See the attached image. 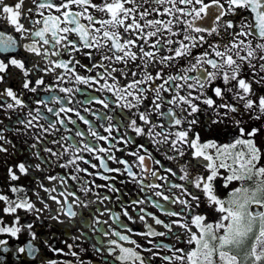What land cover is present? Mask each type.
I'll use <instances>...</instances> for the list:
<instances>
[{
	"label": "snow or ice",
	"instance_id": "obj_1",
	"mask_svg": "<svg viewBox=\"0 0 264 264\" xmlns=\"http://www.w3.org/2000/svg\"><path fill=\"white\" fill-rule=\"evenodd\" d=\"M126 3H128V0H112V2H106L105 0L103 3H93V0H62V2L44 0V3L36 9L40 11L46 6L52 9H66L62 13L63 26L61 25V16L50 12L43 18L42 22L44 26L35 32V35L41 37L44 43L49 45L51 50L57 51L61 55L67 52L74 56L76 49L84 46L99 51L100 48L108 43V38L111 37V46L108 48V51L114 53V55L110 57L102 56L100 61H96L95 52L87 53L91 57V63L90 65H84V67L88 69L90 74L81 75L77 73L74 79L77 83L83 82L89 88H96L99 85L100 91L114 93V98L105 96L101 99L95 94L91 97L85 96L86 102L90 103L93 99L99 100L101 104L105 105L114 102L120 105L121 109L134 110L123 120V131L119 125H114L110 122L113 119L112 116L105 115L103 118L109 121L106 124L108 134L103 135L92 121L88 120L85 115L79 113L78 108L68 109L70 111H76L79 119L89 124L88 131L90 137L87 141L81 139L78 142L73 141L66 146L70 152V159L65 160V166L72 165L77 172H88L89 170L87 168L81 169L79 164L75 163L76 161L87 159V162L92 164V159L86 158L83 155V152L87 151L99 157V166L105 172L124 173L126 180L130 179L133 183L138 182L143 188L147 189L152 187L153 184H146L143 176L148 172L151 173L152 177L159 175L156 170L150 167L149 161L160 164L161 168L166 166L161 164L160 160L156 159L155 153L149 151L144 143H137L135 149L129 148L128 146L136 143V137H147L150 143L156 146L157 151H159L162 143L170 144L174 156H168L167 151L164 152V155L169 160H173L184 157L186 149L183 145L187 144L189 148L195 149L190 153L191 157L197 158L192 163H203L208 171L203 174L197 173L193 177L186 170L188 165H181L180 169L183 175L180 179L186 183H179L174 186L182 189L187 196L192 197V200L196 201L197 207L201 203L200 196L203 195L205 197L204 202L211 205L212 208L218 209L222 213V218L215 222H208L206 219L207 209L205 210V214L194 213L191 200H180L179 196L172 197L165 195L164 192H157L156 195L163 196L165 201L170 203H175L177 200H180L183 205H186V208L182 212H176L171 208H166L164 205H161L155 199L151 200L153 204H156L157 207L162 208L176 217L184 215L185 221L190 219V223L200 230V234L198 235L196 231L190 230L189 223L180 219L165 224L164 220L156 217V223L163 224L169 229L175 223L178 226L182 225L184 229L190 230L189 243L194 242L195 246L187 250L185 255L178 257L181 262L187 260L189 264H241L240 257L233 254L232 250L244 249L248 241L254 238L251 247L242 253L243 264H249V258H251V264H260V262L264 261V210H260L259 208V206L264 205V164L258 162L264 156H262L261 149L257 146L254 137L256 134L264 132V128L254 126L249 131L243 126L242 121L236 120L237 134L230 138L229 142L220 143L215 139H208L201 142L200 134L193 132L190 135V130H192L193 124L199 120V113L206 111L204 105L217 108L222 106L225 109H231L233 112H240L243 115V110L239 105H233L230 102H224L222 105H218L213 96L205 91V85H211L217 79H222L224 84L223 86L220 84L214 86L213 91L216 97H221L224 100L227 92H234L237 98L248 96L249 94L255 95L258 97V100L247 98L243 108L253 111H256L258 108L259 118L264 120V93L255 92L252 84L240 75L243 70L242 61L244 60L249 61V66L253 68V71L264 70V64L260 65L259 70L251 64V58L254 56V50L251 47L252 42L240 41L239 34L235 28L230 29L228 27L234 23L233 19L223 20L225 26L223 29H221L218 23L225 16L226 11L230 10L233 14H236L239 7L250 9L252 13H255V20L257 22L255 27L258 30V35L264 40V0H227V5L223 4L222 0H209L208 3H205L204 0H198L200 6L191 9L189 13L191 16L190 19L184 15L189 12V9L186 7H179L177 9L172 0H168L167 4H165V0H143L142 3L136 4V7L141 9L139 13L140 17H146L148 15V12L143 10L144 4H148L151 7L152 3L157 5L156 8L152 9L153 12L167 13L172 17L170 20L166 18L146 19L144 23H140L136 18V7H127L125 6ZM180 3L187 5L191 3V0H180ZM88 5H91L94 9H100L108 13L107 17L101 18L99 21L104 26L102 33L101 29L95 27L97 17L87 11ZM160 5L164 6L160 7ZM73 6H81L82 10L76 11ZM177 12L179 13V19L176 16ZM0 15H5L11 24L23 31L24 25L19 19L22 15L20 4H16L14 7L8 4L3 5V13H0ZM85 15L87 16V23H83L81 20ZM205 18L212 21L210 26L204 23ZM240 23V33L249 35L252 25L248 23V18L242 17ZM121 25L125 29L124 33L118 30ZM245 28L248 31H245ZM93 29L95 30L93 31ZM49 31L52 34L51 39L45 35ZM70 31L78 33V39H74L68 35H61V33H69ZM173 33L177 34L178 38L173 39ZM194 33H207L208 35H197ZM251 34L255 35V33ZM2 35L6 34L0 33V36ZM157 36L161 38L155 39ZM215 36L226 37L227 43L223 40L213 39ZM136 37H139V39ZM12 39L9 36L7 41L0 40V47L7 49L11 46ZM61 41H66L67 44L57 49V44ZM240 43L245 44L248 52L247 56L241 57V62H237L233 54H231V50L236 48V55L239 56V48L236 46ZM67 45H72L73 47H68ZM133 46L135 50H133ZM24 47L33 52L41 51L36 41L25 44ZM194 48L201 49L195 56L193 55ZM257 48L264 49V43L257 45ZM220 49L224 50L221 51ZM163 50H166L167 54ZM43 51L48 53L49 48H45ZM212 52L215 53L216 58L211 55ZM193 59H195V63H192ZM261 59H264V57H261ZM104 60H114L122 63L123 66L112 68L110 65H105ZM205 60L206 64L211 66V70L205 67ZM130 61L135 63H130ZM180 61H187V63L181 64ZM77 62L75 59L71 62L65 59L51 61V63L58 64L65 69L69 67L70 63L75 64ZM11 64L24 68L26 74L29 71L23 60L13 57ZM7 66L5 60L0 59V69H4ZM176 69H179V71H176ZM93 70H95V75L91 74ZM192 70H195L196 75H189V72ZM73 71H75L74 68ZM64 75L65 73H61L56 79L60 80ZM100 77H105V79L101 81ZM0 79H3V77H0ZM261 79L264 80V77H261ZM189 80L192 82L187 83ZM231 80H236L237 84L229 86ZM178 81H183V83H178ZM42 83L43 78L35 80V84L37 85ZM23 86L27 88L29 84L25 82ZM47 87L52 88L54 85L48 84ZM234 88H238L240 91H234ZM193 89L196 91H192ZM78 90L82 94L88 91V89ZM165 90L173 93L170 98V103L175 105L179 111L170 108V120L161 129V132H155L154 129L157 128L158 122L152 120L149 109L153 108L154 105V110H160L161 103L167 99L163 96ZM63 91L70 93L72 89L64 88ZM6 93L16 100L17 104L21 106L26 104V101L20 98L17 92L13 91L12 87L7 88ZM52 99L63 101L64 98L56 95ZM67 99L71 100L72 96H68ZM148 99L153 101L152 105L144 103ZM36 103L43 104L44 101L39 100ZM185 105L187 106L188 113L191 114V118L185 114ZM254 105L257 108H254ZM141 106H143V109ZM66 108L67 106L63 104L59 111L49 107L48 113H54L59 117L60 113L65 112ZM48 113L43 112L40 108L30 110L26 114L23 122H29V117L35 120H47L50 122L51 128L54 129L56 121H53ZM94 114L98 117L101 116L100 113ZM160 115H164V113L161 112ZM224 115L227 116V112ZM67 120L76 123L71 116L67 117ZM59 123L64 125L65 129L67 128V124L63 118L60 119ZM172 126L180 127L173 130ZM37 127L43 128V125L38 124ZM44 130L48 131L50 129ZM129 130H131V134ZM165 130L168 132L167 136L163 135ZM78 134L85 136L83 131H80ZM153 136H158L159 139H152ZM39 138L37 137V139ZM101 139L108 141L107 147L99 144ZM213 148L215 152L209 151V149ZM117 150L130 153L136 157V161L131 162L123 156H117L115 154ZM48 151H51V149H48ZM102 153H106L107 155ZM108 158L117 163H122L123 167H110L106 162ZM134 163L141 168L140 173L134 171ZM92 166L94 168L97 167L96 164H92ZM18 167L20 172L28 171L23 162L19 163ZM225 168L228 169V173L224 175V185H229L234 180L240 182L239 187H231V193L226 199L222 198L214 187L215 181L222 175L218 169ZM167 171L171 173L172 168L168 167ZM9 172L13 177L16 176V172L12 171L11 168ZM105 172L96 171L90 173V175L100 176L105 181H109L110 183L103 185V187L118 192L122 196L123 190L117 188L115 183H111L115 177L106 175ZM71 178L73 180H80V177L76 174H71ZM163 179L167 181L169 177L164 175ZM246 180H252L253 183L246 184ZM92 183H95V180ZM81 187L85 193L89 191L88 188L83 186V183H81ZM96 187L99 188L101 185L96 184ZM190 187L192 190H190ZM11 191L17 192L19 189L12 187ZM64 191L67 195V189H64ZM72 195H75V192ZM121 196H118L117 199H120ZM97 198L110 199L111 197L110 195L101 193L98 194ZM3 199L8 202V206L4 209L6 212L15 213L17 208L31 210L34 207L27 198L21 199L17 197L18 203L12 201L8 195H4ZM53 199H56V197H53ZM143 199H147V197L141 198L129 195V199L124 203L135 207ZM253 205L258 206L256 210H253ZM122 209V213L114 212L113 218L120 220V224L127 232L114 231L116 236L122 240L132 241V236L128 232H132L133 229L129 225L128 220L134 222L135 217L128 212L126 207H123V204ZM104 210L107 211L108 209L105 208ZM136 210L138 214H143L142 219L153 215L146 208H137ZM67 211L71 216L76 215L72 211L71 204L68 206ZM121 215L127 216V220L121 219ZM16 219L19 220V216ZM96 222L99 227V217L96 218ZM145 229L146 232H142L145 236L154 237L158 235L152 223L146 220ZM218 229H222L223 231H217ZM18 231L19 229L14 227H0V232H7L12 235H16ZM93 231H96V229H93ZM108 234V232H104V235ZM32 235L35 236L36 234L32 233ZM177 238L179 239V237ZM3 243L4 241H0V244ZM106 243L110 245L107 249L110 253L115 251L111 246L119 244L118 258L120 261H131L133 264L136 261H139V264H152L150 257L143 256L133 247H125L118 240L112 239ZM150 243L153 247L162 249L173 248V245L164 244L163 242L150 241ZM28 248L29 254L31 255L34 248L31 242H29ZM54 250L57 252L62 251L60 248ZM20 251L23 252L24 248L21 247ZM153 255L159 256L160 253H153ZM173 258L174 254L165 255L163 260L168 261ZM51 264H55V262H51Z\"/></svg>",
	"mask_w": 264,
	"mask_h": 264
},
{
	"label": "flooded vegetation",
	"instance_id": "obj_2",
	"mask_svg": "<svg viewBox=\"0 0 264 264\" xmlns=\"http://www.w3.org/2000/svg\"><path fill=\"white\" fill-rule=\"evenodd\" d=\"M56 2H62V0H56ZM103 3L105 0H93V3ZM106 2H112V0H106ZM143 0H128L125 6L136 7V4L142 3ZM176 8L186 7L189 9L188 13H185V17L190 19V11L192 8L199 7L198 0H191V3L183 5L180 0H172ZM208 3L209 0H204ZM44 3V0H0V13H3V5L8 4L14 7L16 4H20L22 8V15L19 18L21 23L24 25L23 31L17 29V27L7 19L5 15H0V33L6 35L0 36V40L7 41L9 36L13 39L11 41V46L7 49L0 47V59H4L8 65L4 69H0V227H14L19 229L16 235H12L7 232H0V241H4L0 244V264H133L131 261H120L119 255V244L112 245L115 249L114 252H108L107 249L110 246L106 243L109 240L115 239L119 243L123 244L125 247H133L139 251L143 256L150 257L152 264H189L187 260L181 262L179 256L185 255L187 250L194 247L195 244L189 243L190 241V230L196 231L200 234V230L196 228L195 225L190 223V219L185 221V216L181 215L176 217L171 215V213L157 207L156 204L151 202L152 199L158 201L161 205L166 208H171L176 212H182L186 205H183L180 200L189 199L192 201L194 213L205 214L207 209L206 219L208 222H215L222 218V213L218 209H214L211 205L206 204L205 197L200 196L201 203L197 207L196 201L192 200V197L187 196L182 189L175 187L174 185L179 183H186L181 180L180 177L183 172L180 169L181 165H188V170L190 174L195 177L197 173L203 174L207 172L205 165L203 163L193 164L197 158L191 157V151L195 149L189 148L187 144L183 147L186 149L185 155L182 159L176 158L169 160L164 152L167 151L168 156H174L171 151L170 144H161L159 151L156 150V146L151 144L147 137H136V143L130 144L128 147L135 149L137 143H144L149 151L155 153L156 159L161 161V164L166 167L161 168L160 164H156L154 161H149V165L153 170H156L159 175L157 177H152L151 173L148 172L143 176L146 184H153L150 188H143L138 182L133 183L132 180L127 179L124 173L115 172H105V170L100 167L99 157L95 154L89 153L87 151L83 152L86 158L92 159V164H96L97 167L94 168L92 164L85 160H79L75 163L79 164L80 168H87L89 171H79L77 172L75 167L72 165L65 166V160L70 159V152L67 150L66 146L73 141H80L84 139L87 141L90 137L88 131L89 124L84 120L79 119V115L76 111H70L68 109L78 108L79 113L87 117L88 120L92 121L94 125L98 127V130L103 134L107 135L106 124L109 122L103 117L112 116L113 119L110 121L114 125H119L123 131V120L125 117L134 110L121 109L120 105L111 102L101 104L99 100H91V102H86L85 96L91 97L93 94L103 99L105 96L114 98V93L108 91H100L99 85L96 88H89L83 82L77 83L74 79L75 75H88L90 74L88 69L84 65H90L91 57L87 55L89 52H95V60L100 61L102 56H113L114 53L109 52L108 48L111 46V37L108 38V43L105 44L99 51L94 48H89L84 46L82 48L76 49L74 56L67 52L62 55L57 51L51 50L49 45L45 44L41 37H37L35 32L42 28L43 18L46 17L50 12L52 14L61 16V25L63 26L62 13L66 9H52L50 7H44L40 11L36 9ZM168 0H165V4ZM222 3L227 5V0H222ZM164 5H160L163 7ZM74 10L81 11V6H73ZM155 3L144 4L143 10L148 12L146 17H140V8L136 7V18L140 23H144L146 19L156 18H166L168 20L172 19L167 13L153 12L152 9L156 8ZM87 11L91 12L97 17L95 27L101 29V33L104 26L100 24V19L108 16L106 11L100 9H94L91 5L87 6ZM177 19H179V13H176ZM247 17L248 23L252 25L249 35H243L240 33L241 28V18ZM131 18V17H130ZM233 19L234 23L228 26L230 29L235 28L236 32L239 34L240 41H251V47L254 50V56L251 58V64L255 66L257 70L260 69V65L264 64V49L257 48V45L264 43L258 35V30L255 27L257 23L255 20V13H252L250 9L244 7H239L237 13L233 14L230 10L225 12V16L222 20L218 22L221 29L225 26L223 20ZM83 23H87V16L81 18ZM204 23L206 25H211L212 21L205 18ZM95 29H93L94 31ZM121 33H124L125 29L123 25L119 26L118 29ZM166 31V30H165ZM245 31H248L245 28ZM251 33H255L252 35ZM197 34V33H194ZM45 35L51 39V32H46ZM61 35H68L74 39H78L79 34L75 32L61 33ZM197 35H205L207 33H198ZM103 39V37H101ZM139 39V37H136ZM160 36L155 37V39H160ZM177 34L173 33V39H176ZM215 40H223L227 43V38L224 36H215ZM36 41L40 48V52H33L28 48H25V44L32 43ZM66 41H61L57 44V49H60L62 45H66ZM68 47H73L72 45H67ZM206 47V46H202ZM236 47L239 48V56L236 55V48L231 50L234 59L237 62H241V57L247 56L248 48L245 44L240 43ZM49 48V52L45 53L43 49ZM133 50L135 47L133 46ZM200 48L193 49V55L200 51ZM223 51L224 49H220ZM167 54L166 50H163ZM211 55L215 57V53L212 52ZM20 59L25 62L26 68L29 69L27 74L25 69L21 68L19 65H12V58ZM60 59H65L68 61L77 60L75 64L70 63L67 69L63 68L58 64L51 63V61H56ZM243 70L240 75L247 79L251 84L252 88L257 93H264V70L253 71V68L249 66V61L244 60ZM105 65H110L112 68L122 67V63L116 61L104 60ZM130 63H135L130 61ZM181 64L187 63V61H180ZM195 63V59L192 60ZM205 67L211 70V66L206 64ZM73 68L75 71H73ZM47 69V71H45ZM179 71V69H176ZM61 73L65 75L57 80L56 77L60 76ZM95 75V70L91 72ZM189 75H196L195 70L189 72ZM43 78V83L40 85L35 84V80ZM101 81L105 77H100ZM27 82L29 86L25 88L23 85ZM192 81H187L191 83ZM95 83V82H93ZM111 83V81H109ZM178 83H183V81H178ZM52 84L54 87L48 88L47 85ZM216 84L223 86L224 82L222 79H217L211 85H205V91L212 95L216 100L218 105H222L224 102H230L233 105H239L243 110V115L240 112H233L231 109H225L224 107H210L204 105L206 111L199 113V120L193 124L192 130H190V135L193 132H198L201 137V142L208 139H215L218 143L229 142L230 138L237 134L236 120H240L243 126L251 130L254 126H259L264 128V120L259 118L258 108L256 111L244 109L243 105L246 103L247 98H253L258 100V97L252 94L248 96H241L237 98L234 92H227L224 100L221 97H216L213 88ZM237 84L236 80H231L229 86H234ZM12 87L14 92H17L20 98L26 101V104L21 106L16 103L12 97L8 96L6 93L7 88ZM64 88H71L70 93L63 91ZM78 89H88L84 94ZM192 91H196L193 89ZM234 91H240L238 88H234ZM173 93L165 90L163 96L167 99L161 103L159 111L153 108L149 109L150 116L154 122L157 123V128L154 129L155 132H161V129L170 120L169 109L172 108L175 111L179 109L170 103V98ZM183 94V92H181ZM59 95L64 98L63 101L54 100L52 97ZM72 96L71 100L67 97ZM43 100V104H37L36 101ZM145 104H153L151 99L145 100ZM159 103V101H157ZM202 103V101H200ZM66 105L67 108L65 112L60 113L57 117L54 113H48V108L52 107L59 111L60 107ZM143 109V106H141ZM37 108L42 109L43 112L48 113L53 121H56L55 128L52 129L50 122L47 120H35L31 117L28 118L29 122H23L26 114L30 110H35ZM163 112L164 115H160ZM227 112V116L224 113ZM94 113H100L101 116L98 117ZM185 114L191 118V114L187 111V106L185 105ZM73 117L76 123L67 120V117ZM63 118L67 124L65 129L64 125L60 124V119ZM211 121V122H209ZM38 124L43 125V128L37 127ZM173 130L180 126H172ZM44 129H50L45 131ZM83 131L85 136H80L78 133ZM131 134V130H129ZM163 135L167 136L168 132L165 130ZM37 137H40L37 139ZM152 139H159L158 136H153ZM257 146L261 149L262 156H264V132L255 135ZM55 141V142H54ZM122 143V142H121ZM182 143V142H181ZM101 146L107 147L108 141L101 139L99 141ZM51 149V151H48ZM209 151L215 152V149H209ZM107 155L106 153H102ZM117 156H123L131 162L136 161V157L130 153H126L122 150H117L115 153ZM143 154V152H141ZM79 155V153H77ZM204 159V158H200ZM25 163L28 171L20 172L19 163ZM106 162L110 167H123L122 163H117L116 161L108 158ZM264 164V158L260 162ZM38 165V167H37ZM134 171L137 173L141 172V168L137 164H133ZM171 167L172 172L169 173L167 168ZM238 167V165H236ZM11 168L12 171L16 172V176L13 177L9 172ZM101 171L105 172L106 175H111L115 177L111 183H115L117 188L123 190V195L120 193L112 191L109 188L103 187L110 183L105 181L100 176H92L90 173ZM222 174L214 184L217 193L222 198H227L231 193V187H239L240 182L238 180L231 181L229 185L223 184L224 175L228 173V169H218ZM71 174H76L80 177V180H73ZM167 175L169 179L166 181L163 176ZM95 180V183L92 181ZM83 186L88 188L89 191L85 193ZM246 184H252V180H246ZM96 184L101 185L97 188ZM187 186V184H186ZM12 187L19 189L17 192H12ZM51 189V191H49ZM64 189H67V195ZM190 190L192 188L190 187ZM75 192V195L72 193ZM157 192H164L167 196L176 197L179 196L180 200L175 203H170L165 201L163 196L156 195ZM110 195V199H98V194ZM4 195H8L9 198L18 203L17 197L21 199L27 198L34 207L31 210L17 208L15 213L6 212L4 209L8 206V202L3 199ZM129 195L132 197H147L143 199L141 203L137 204L135 207L124 203L129 199ZM121 196L120 199H117ZM56 197V199H53ZM79 197V199H77ZM71 204L72 211L76 213L75 216L68 214L67 208ZM123 207L128 209V212L135 217V221L128 220L129 225H131L133 231L128 232L132 236V241H124L120 237H117L115 231L127 232L125 228L120 224V220L113 218V213H122ZM253 210H256L257 205H253ZM108 210L105 211L104 209ZM137 208H146L147 211L153 213L152 216H147L142 219V213H137ZM260 210H264V205L259 206ZM19 216V220L16 217ZM100 218L99 227L97 226L96 218ZM156 217L165 221V224L180 219L182 221L189 223V229H184L182 225L172 224V228L169 229L163 224L156 223ZM121 219L127 220V216L121 215ZM145 220L152 223L158 235L151 237L145 236L142 232H146ZM30 226V227H29ZM96 229V231H93ZM115 230V231H114ZM217 231H223L218 229ZM104 232H108V235H104ZM32 233L36 235L33 236ZM171 233V235H170ZM179 237V239L177 238ZM150 241L163 242L164 244L173 245V248H158L153 247ZM29 242L34 246L32 254H29ZM254 242V238L250 239L242 250L233 249V254L238 255L243 264V251H247L251 244ZM71 245V247H69ZM95 246V247H94ZM23 247L24 251L21 252L20 248ZM60 248L61 252H57L54 249ZM175 249V253H174ZM183 250V251H182ZM160 253L159 256L153 255V253ZM174 258L168 261H164L163 257L165 255H173ZM261 263L264 264V261ZM135 264H139L136 261ZM249 264H251V258H249Z\"/></svg>",
	"mask_w": 264,
	"mask_h": 264
},
{
	"label": "trees",
	"instance_id": "obj_3",
	"mask_svg": "<svg viewBox=\"0 0 264 264\" xmlns=\"http://www.w3.org/2000/svg\"><path fill=\"white\" fill-rule=\"evenodd\" d=\"M260 264H263V263L260 262Z\"/></svg>",
	"mask_w": 264,
	"mask_h": 264
}]
</instances>
